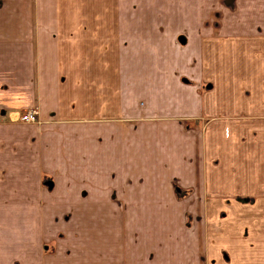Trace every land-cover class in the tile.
Wrapping results in <instances>:
<instances>
[{"label":"crops","instance_id":"1","mask_svg":"<svg viewBox=\"0 0 264 264\" xmlns=\"http://www.w3.org/2000/svg\"><path fill=\"white\" fill-rule=\"evenodd\" d=\"M0 264H264V0H0Z\"/></svg>","mask_w":264,"mask_h":264},{"label":"rangeland","instance_id":"2","mask_svg":"<svg viewBox=\"0 0 264 264\" xmlns=\"http://www.w3.org/2000/svg\"><path fill=\"white\" fill-rule=\"evenodd\" d=\"M178 53H181V52H178ZM167 54H170L171 58L172 59H177L176 56H175V52L174 51H171V52H168ZM130 58H132V60L135 62V54L134 52H125V64L126 63H129L131 60ZM124 72H125V77L126 76H131V74H136V68H131V67H126L124 68Z\"/></svg>","mask_w":264,"mask_h":264},{"label":"built area","instance_id":"3","mask_svg":"<svg viewBox=\"0 0 264 264\" xmlns=\"http://www.w3.org/2000/svg\"><path fill=\"white\" fill-rule=\"evenodd\" d=\"M21 120L24 122H30V123H35L38 121L37 119V113L33 110H28L21 116Z\"/></svg>","mask_w":264,"mask_h":264}]
</instances>
